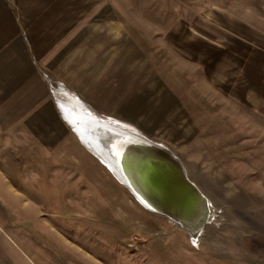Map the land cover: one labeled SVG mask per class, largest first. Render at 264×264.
<instances>
[{
  "label": "rangeland",
  "instance_id": "obj_1",
  "mask_svg": "<svg viewBox=\"0 0 264 264\" xmlns=\"http://www.w3.org/2000/svg\"><path fill=\"white\" fill-rule=\"evenodd\" d=\"M88 1L60 70L123 60L125 118L179 160L209 221L191 238L144 208L77 135L59 152L2 135L0 264H264V0ZM118 16L137 21L123 25L127 51L108 40L101 56L94 22L108 34Z\"/></svg>",
  "mask_w": 264,
  "mask_h": 264
},
{
  "label": "crops",
  "instance_id": "obj_2",
  "mask_svg": "<svg viewBox=\"0 0 264 264\" xmlns=\"http://www.w3.org/2000/svg\"><path fill=\"white\" fill-rule=\"evenodd\" d=\"M77 2L89 4L86 0H0V136L33 135L47 139L40 152H59L60 140L69 135L84 137L87 142L92 139L94 143L91 133L98 126L96 122H123L143 136L125 118L124 111L130 106L121 99L125 79L119 75L124 71L122 59L110 71L106 60H101L95 71L90 68L77 74L70 63L67 72L60 70V59L64 66L68 65L61 57H75L76 25L85 23L77 22L74 16ZM135 6L148 7L140 0ZM134 18L115 17L110 25L116 29L113 32L108 27L109 35L107 20L94 22L100 26L95 33L98 37L93 40L99 39L101 56L108 40L109 46L117 42L118 55L127 51L124 40L131 38H125L123 25H137ZM133 68L131 73L136 72ZM133 76L126 79L134 80ZM86 150L89 157L95 156L102 167L111 171L94 149Z\"/></svg>",
  "mask_w": 264,
  "mask_h": 264
},
{
  "label": "bare ground",
  "instance_id": "obj_3",
  "mask_svg": "<svg viewBox=\"0 0 264 264\" xmlns=\"http://www.w3.org/2000/svg\"><path fill=\"white\" fill-rule=\"evenodd\" d=\"M84 121H86V119ZM96 125H98V127H96V130L92 131L91 134H93L92 138H94V143L96 141L98 142V146L93 145L89 139L88 143L84 137H81V141L85 144L84 146L88 149L90 148V150H95L94 153L104 160V162L111 169L112 173H114L119 181L130 190L140 204L142 203L141 205L144 208L157 212V208L155 206L159 205L158 207L168 211L170 214L172 213V216H167L169 219L186 230L191 238H197L201 234V229L203 228L202 227L200 229V227L205 226L209 221L211 206L197 186L190 181L179 160L175 158V156L166 148L148 140L144 137V135L142 136L137 131L133 130V128H129L126 124L111 122L110 120L106 124H101V122L97 124L96 122ZM105 126L112 129L111 135H109L108 132L98 130V128ZM119 129L129 135L131 138L129 139L130 142H135L138 137L143 138V142L146 145L148 144V147L157 148L159 152L164 155L161 156L164 158L167 156L170 159V163H167L166 161L154 159L146 154L134 155L129 151L124 152V154H127L126 158L124 156L126 161L128 163L131 162L133 165L130 166L131 173L136 180L139 181L141 188H138L136 185L135 188L128 184L127 178L124 174L125 172L118 164L117 155L119 154L112 150V147H118V141L113 139H118V135L115 133H117L116 131H120ZM105 147H108L107 151L115 157V161L109 158L105 159L99 154V152L102 153L99 149H105ZM190 183L194 186V189ZM153 203L155 205H153ZM175 215H178L179 218L175 217Z\"/></svg>",
  "mask_w": 264,
  "mask_h": 264
},
{
  "label": "water",
  "instance_id": "obj_4",
  "mask_svg": "<svg viewBox=\"0 0 264 264\" xmlns=\"http://www.w3.org/2000/svg\"><path fill=\"white\" fill-rule=\"evenodd\" d=\"M98 127V126H96ZM98 130H101V131H104V132H108L109 135H111V132H112V129L108 128L107 126L105 127H102V128H98ZM120 130V129H119ZM117 133H115L116 135H118V139H113V140H116L118 141L117 142V145L118 147H112V150L113 151H116L119 155H117V158H118V164L120 166V168L125 172V176L127 178V182L128 184H130L131 186L135 187V185L139 188H141V184L139 183L138 180H136V178L133 176V174L131 173V168L130 166H133L132 163H128L126 161V153L124 154V152H131V154H134V155H142V154H146L154 159H157V160H162V161H166L167 163H170V159L166 156V158H164L163 154H161L159 152V150L157 148H151V147H148L144 142H143V138H140L138 137V139L135 141V142H130L129 139H131L129 137L128 134L124 133L123 131H116ZM91 142H93L91 139H90ZM98 142L96 141L95 143H93V145H97ZM98 146V145H97ZM107 148L108 147H105V149L103 148H100V151H102V153H100L99 151V154L105 158V159H113L115 161V157H113V155H111L110 152L107 151ZM163 155V156H161ZM125 156V158H124ZM113 157V158H112ZM171 165L173 166V164L171 163ZM177 167V166H176ZM133 170V168H132ZM186 180V179H185ZM187 181V180H186ZM191 184V183H190ZM191 186L193 187L194 189V186L191 184ZM136 188V187H135ZM196 190V189H195ZM148 198V197H147ZM149 200V198H148ZM153 205H155L153 203ZM159 205H156L155 207L157 208V212L163 214V215H166V216H172V213L170 214L168 211H165L163 210L162 208L158 207ZM160 208V209H159ZM175 217L179 218L178 215H175ZM174 217V218H175ZM206 223V222H205ZM204 228V226H201V228ZM202 228V229H203ZM201 229V230H202Z\"/></svg>",
  "mask_w": 264,
  "mask_h": 264
}]
</instances>
